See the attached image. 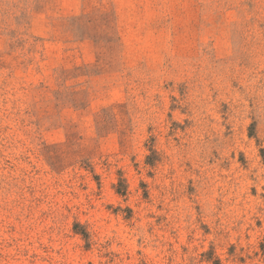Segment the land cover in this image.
I'll use <instances>...</instances> for the list:
<instances>
[{
	"label": "rangeland",
	"instance_id": "obj_1",
	"mask_svg": "<svg viewBox=\"0 0 264 264\" xmlns=\"http://www.w3.org/2000/svg\"><path fill=\"white\" fill-rule=\"evenodd\" d=\"M264 0H0V264H264Z\"/></svg>",
	"mask_w": 264,
	"mask_h": 264
},
{
	"label": "trees",
	"instance_id": "obj_2",
	"mask_svg": "<svg viewBox=\"0 0 264 264\" xmlns=\"http://www.w3.org/2000/svg\"><path fill=\"white\" fill-rule=\"evenodd\" d=\"M264 152V151H263Z\"/></svg>",
	"mask_w": 264,
	"mask_h": 264
}]
</instances>
